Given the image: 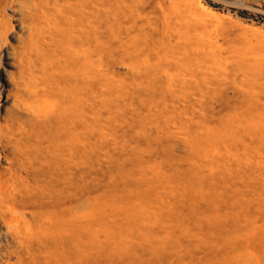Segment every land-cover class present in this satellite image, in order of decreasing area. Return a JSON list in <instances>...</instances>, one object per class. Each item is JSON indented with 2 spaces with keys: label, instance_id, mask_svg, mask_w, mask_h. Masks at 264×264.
I'll return each instance as SVG.
<instances>
[{
  "label": "bare ground",
  "instance_id": "1",
  "mask_svg": "<svg viewBox=\"0 0 264 264\" xmlns=\"http://www.w3.org/2000/svg\"><path fill=\"white\" fill-rule=\"evenodd\" d=\"M174 12L163 0H0V264H96L99 199L84 176L103 129L169 157L180 140L212 148L238 113L235 246L241 264H264V64L217 55ZM247 78L253 94L227 87Z\"/></svg>",
  "mask_w": 264,
  "mask_h": 264
},
{
  "label": "rangeland",
  "instance_id": "2",
  "mask_svg": "<svg viewBox=\"0 0 264 264\" xmlns=\"http://www.w3.org/2000/svg\"><path fill=\"white\" fill-rule=\"evenodd\" d=\"M163 2L171 11L183 12L197 39L217 55L264 64V0ZM3 49L0 100L6 91ZM233 85L253 94L255 80L237 79L227 87ZM231 119L236 122L215 138L212 148L196 145L193 152L190 142L180 140L169 157L158 156L151 146L139 150L128 137L113 136L107 129L89 143L84 183L90 196L99 199L98 207H92L103 242L96 264H241L235 246L243 202L239 113ZM145 172H165L176 179L140 185Z\"/></svg>",
  "mask_w": 264,
  "mask_h": 264
}]
</instances>
